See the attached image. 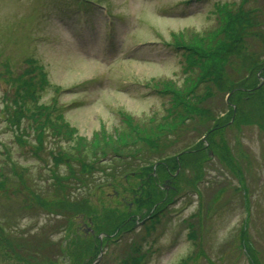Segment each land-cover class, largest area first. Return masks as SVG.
I'll return each instance as SVG.
<instances>
[{"label": "rangeland", "instance_id": "obj_1", "mask_svg": "<svg viewBox=\"0 0 264 264\" xmlns=\"http://www.w3.org/2000/svg\"><path fill=\"white\" fill-rule=\"evenodd\" d=\"M224 2L239 5L242 0H0V227L6 233L29 237L48 223L53 225L49 231H54V241L63 238L65 248H89L87 253L95 247V239L102 243L113 223L126 221L129 230L110 236L111 242L92 264H133L132 256L140 253L144 254L143 264H179L190 254L193 259L188 264H250L245 248L253 250L257 264H264V125L230 123L217 134L218 147L207 149L212 153L208 160L187 155L184 176L178 175L180 167L164 180L158 176V191L169 200L164 198L154 206L158 218L153 220L135 202V190L145 182L143 173L96 186L91 180L95 177L80 182L61 165V174L67 175L57 183L53 173L59 171L52 157L60 149L70 151L73 143L49 130L40 147L30 121H23L19 133L7 123L10 108L6 104L17 88L14 78L23 71L25 79L31 77L36 83L42 74L47 77L48 82L38 87L39 104L57 103L63 119L77 130L75 137L86 143L107 133L116 138L129 128L124 114L136 122H159L167 113L164 107H169V98L158 94L153 84L160 80L182 84L188 75L183 56L167 45L171 33L193 29L205 33L216 24L214 6ZM243 7H258L254 12L264 14V0H248ZM254 38L245 46L247 54L262 59L264 41ZM28 59L33 61L29 70ZM237 61V65L245 63ZM33 64L42 70L33 69ZM259 78L257 86H262L264 79ZM229 97L230 92L217 93L203 107L220 118L229 111ZM209 120H186L167 139L169 146L161 157L175 155L204 139L205 127L213 124ZM23 129L26 133L19 139ZM223 143L229 148L225 157ZM37 145L41 149L38 155ZM153 153L146 151V164L159 159ZM108 159L106 155L103 161ZM14 167L26 175L27 182L25 178L20 181ZM73 167L78 168L77 162ZM196 171L202 174L198 184ZM33 196L45 198L48 206L43 210L52 212L51 216L34 212L38 204ZM67 200L79 205L76 215L65 207ZM54 202L62 203V209ZM56 212L60 214L56 216ZM81 214L92 218L93 233L75 231ZM69 220L71 227L60 230ZM131 220L134 226H126ZM188 223L197 238L188 234ZM69 230L74 239L80 236L81 240L69 242ZM200 250L204 254L198 255ZM0 264L29 263L0 254Z\"/></svg>", "mask_w": 264, "mask_h": 264}, {"label": "trees", "instance_id": "obj_2", "mask_svg": "<svg viewBox=\"0 0 264 264\" xmlns=\"http://www.w3.org/2000/svg\"><path fill=\"white\" fill-rule=\"evenodd\" d=\"M247 1L242 0L239 5L234 2L216 4L214 6L216 24L206 30L205 33H200L195 29L186 31L188 33H171V41L167 45L183 56L184 70L188 72V75L182 84L172 80H160L153 84V87L158 90V94L169 98V107L167 105L164 107L167 113L161 116L162 119H158L159 122L154 123L153 119L150 123L136 122L130 115L124 114L129 128L118 132L116 138L115 135L107 133L98 135L95 140L86 143V140L75 137L77 130L63 119V114L57 103L39 104L38 100L41 96L38 87H42L48 82L47 77L42 74L36 83L32 81L31 77L25 79L23 77L25 72L23 71L18 78H14L17 88L13 98L6 104V108H10L8 110V125L19 133L23 121L25 119L30 121L29 128L35 130L36 140L40 147L43 136L46 137L49 130L73 143L70 146V151L60 149L52 157L53 166L59 171L53 173V178L56 179L57 183H62L61 180H64L65 175H67L61 174L59 169L61 165L68 168L67 172L70 177H74L80 182L95 177L91 180H94L96 186L103 182H113L123 176L129 177L131 173H135L136 176L140 172L143 173L145 182L137 191L135 190V202L140 210L146 208V213L143 215H150L149 218L153 220L157 219L156 209L153 211L154 206L157 208L160 202H164V198L169 200V196L165 197V193L160 194L158 191L159 177L164 180L165 176L171 175L170 173L177 170L178 167H180L178 175L184 176L183 159L187 155L200 156L198 158L203 162L208 160L210 155L206 152L207 149L214 150V147H218L216 136L223 132L230 123L264 125V83L262 86H257L258 82L260 83L259 77L264 79V56L262 59H252L255 57L248 55L247 48H245L250 39L254 37L253 40L262 38L260 42L264 41V14L254 12L258 10V7H243ZM246 55L251 59H248ZM238 59L245 60V63L237 65ZM32 63L31 59L26 60V64L29 66L28 70ZM33 69L42 70L37 64H33ZM6 71L10 72L8 69ZM227 92H230L231 105L227 106L229 111L222 117L216 118L211 109L203 107L205 100L214 97L217 93ZM198 119H210L209 121L213 122L211 127H205L207 141L201 139L194 146L175 155L161 157V152L169 146L167 139L172 138L173 134H177L178 131L176 130L182 128L186 120L193 123ZM150 124L152 125L150 126ZM22 132L18 135L19 139L26 133V130L23 129ZM205 141L209 143L208 148L205 147ZM40 147L37 145L35 154L38 155L37 152L41 150ZM149 150L155 152L153 154L159 157L157 162L150 163L148 161L146 164L144 155ZM222 152L224 157L229 155V148L224 143L222 144ZM102 154L110 157L109 162L103 161L104 156H101ZM73 162H77V169L73 167ZM156 163L157 166L153 169V165ZM14 170L16 172L17 168L14 167ZM16 174L20 181L25 178L27 182L24 173L17 171ZM98 176L103 179L98 178ZM194 180L195 184L202 180L200 171H196ZM58 185L55 188L57 192L61 191ZM28 186L30 187L29 184ZM194 190L197 191V187ZM32 201L38 204V207L33 209L35 213L46 212L47 216L52 215V212L43 210L48 206L45 198L33 196ZM54 205L62 209V203L54 202ZM77 206L79 205L75 202L65 201V207L69 210L73 209V213L77 210ZM58 213L56 212L55 215L58 216ZM133 222L132 220L129 221L126 226L129 227L130 223L134 226ZM125 224L126 221L117 225L113 223L112 229L106 233L102 243L98 238L95 239L97 246L95 244L91 252L87 251V253L85 251L90 250L89 248L75 249V246L70 249L69 247H67L68 249L65 248L63 238L61 242L54 241L51 238L54 231L51 233L49 231L53 225L48 223L41 227L39 234L33 233L29 237L28 235L17 237L8 234L2 226L0 227L2 229H0V254L9 258L24 260L29 264H62L61 261L64 264H69V262L73 264L74 259H76L74 264H92L103 251V248L111 242L110 236L129 230V228L125 229ZM71 225L72 221L69 220L66 221V225L61 224L59 228L62 230L63 227L69 228ZM188 226L190 228L188 234L190 236L195 234L192 225L188 223ZM70 233V230L67 231V237H70L69 242L74 243L81 240L80 236L74 239L75 235L72 236ZM197 237L198 234H195L194 238ZM139 250L140 248L136 250L137 253ZM252 252L253 250L250 248L244 249L250 264H257ZM141 254H136L137 257L132 256L129 260L133 264H141L144 259V254ZM201 254L204 253L200 250L198 255ZM64 257H68L71 261L66 262ZM192 259L193 254H190L179 264H188L189 260Z\"/></svg>", "mask_w": 264, "mask_h": 264}, {"label": "flooded vegetation", "instance_id": "obj_3", "mask_svg": "<svg viewBox=\"0 0 264 264\" xmlns=\"http://www.w3.org/2000/svg\"><path fill=\"white\" fill-rule=\"evenodd\" d=\"M84 223H85L84 218L83 219H80V218L77 219V223H76L77 225L75 226V231H77V232L84 231L86 234L91 233V230L88 229Z\"/></svg>", "mask_w": 264, "mask_h": 264}]
</instances>
